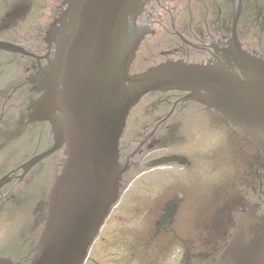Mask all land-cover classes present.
<instances>
[{
	"label": "water",
	"instance_id": "obj_1",
	"mask_svg": "<svg viewBox=\"0 0 264 264\" xmlns=\"http://www.w3.org/2000/svg\"><path fill=\"white\" fill-rule=\"evenodd\" d=\"M148 1L67 0L56 20L58 40L39 85L43 94L30 106L32 122H50L54 144L27 166L63 145L67 160L49 192L47 219L29 264H82L117 200V147L125 118L149 92L194 93L196 101L246 133L264 158V64L241 52L235 36L231 51L244 81L226 70L180 62L128 75L142 37L133 22ZM181 2L171 4L183 6ZM0 49L20 52L4 45ZM261 214L253 210L251 218L244 214L238 220L215 264H264ZM0 264L13 263L0 258Z\"/></svg>",
	"mask_w": 264,
	"mask_h": 264
},
{
	"label": "flooded vegetation",
	"instance_id": "obj_2",
	"mask_svg": "<svg viewBox=\"0 0 264 264\" xmlns=\"http://www.w3.org/2000/svg\"><path fill=\"white\" fill-rule=\"evenodd\" d=\"M236 1L182 0L181 3L184 7L175 9V7H171L173 3L170 4V0H158V7L166 2L169 3L168 9H166L168 18L156 19L155 17L153 20L146 19L144 16L138 20L137 25L150 27L151 30L153 29L152 35L155 36L151 44L144 42L141 44L136 56L137 63L151 66L164 60L179 59L188 63H201L217 58L219 50H222L221 48L230 33V29L226 27L227 16L223 15V11H225L223 9L232 8ZM51 2L55 5V9L49 14L48 5L51 6ZM63 2L64 0H50L49 2L0 0V29L9 30L15 37L19 36L18 42L13 38L6 37L0 38V40L22 45L30 55V57H20L0 54V141L6 142L9 140V136H13L16 132L14 129L7 130L10 120V110L7 107L14 105L13 101H18L25 106L32 96L34 97L28 76L45 65L42 61L47 48L44 41L45 32L58 14L57 12L62 8ZM242 3L238 24L245 28L249 21L248 18L245 24L243 18L247 0H242ZM254 4L260 6L261 10L257 6L259 12L254 7L250 8L247 16L251 15L252 17L254 15L252 11H256L255 19L259 18L264 31V5L262 7L257 0L254 1ZM241 18L244 20L242 23H240ZM29 20H32L30 23L35 24L28 30L31 32L36 29L32 34L27 32V28L22 29L21 25H18V23ZM157 31L160 33L159 39L156 38V35L159 34ZM246 31L244 37L250 36H246L248 33ZM23 35L24 37L21 38ZM259 41L261 40L259 39ZM157 55H160L158 60L155 61L151 58H155ZM11 67L13 70L10 69ZM203 120L209 121L212 129L223 138L218 143V148L224 143V132L227 135L226 142L229 138L235 140L238 150H241V159H243L241 161H247L244 163L248 166V173L245 174V177L258 187V191L255 190L254 184L248 189L252 193H258L259 197L264 199V164L258 155L252 153L244 141L240 137L238 138V133L224 127L220 120L207 109L183 101L182 96L156 97L135 107L128 120L129 124L136 122L135 133L146 131L147 135L141 137L138 135V139L133 135H128L129 124L127 123L126 133H124L119 146L121 161L128 163L129 167L126 177L132 176L133 171L139 170L140 173H143L135 178L137 180L136 190L139 195L149 187L154 188V203L146 208L139 207V203L135 212L109 218L104 225L100 242L91 247L85 264L209 263L207 240L191 239L190 227H185L186 234L183 236L181 230L180 218H189L191 213L198 212L190 209L183 211L182 206L189 195L188 186L197 189L202 183L197 178L202 177L204 171L202 168H194L191 159H197V155L192 153L184 155L187 162L183 166L167 164L152 168L150 164L152 161L156 163L164 157L175 156L176 153L171 152L170 149L175 150L174 147L186 142L190 128L193 129L198 122ZM191 147L200 152L199 160L207 163L209 157L207 146L204 147L200 142ZM218 148L211 153L212 157H216ZM4 164H0V171L4 170ZM24 182L25 179L23 183L17 184L13 178L11 184L8 185L9 187L14 186L13 189L6 186L0 190V202L15 197L17 189ZM6 190L9 192H5ZM198 197L199 201L195 202L201 203L202 195ZM238 203L239 200L233 201L228 207L227 205L225 208L221 207L220 217H228L229 214L237 211ZM201 211L200 209L199 212ZM220 227V230L215 231L213 239L218 240L220 237L222 240L224 239L228 226L222 222ZM5 233V226H0V235ZM196 242L206 244L195 245ZM212 247L215 251V245ZM27 254L21 256L20 260L25 262L28 259Z\"/></svg>",
	"mask_w": 264,
	"mask_h": 264
},
{
	"label": "rangeland",
	"instance_id": "obj_3",
	"mask_svg": "<svg viewBox=\"0 0 264 264\" xmlns=\"http://www.w3.org/2000/svg\"><path fill=\"white\" fill-rule=\"evenodd\" d=\"M44 1L45 2L46 1L49 2L50 0H44ZM254 1L255 0H247V3H245L246 4V7L244 8L243 18L245 19V24H246V21L248 20V18H249V21H248L247 27L244 28L243 25L240 26V31H239L240 33H239V35H240L241 40L242 41H245L246 45L248 46L247 48H249V47L252 48L253 45L256 44L257 46L255 48H253V50H255L256 53H261L263 51V49H264V38H262L261 36L258 35V34H261V32H262L259 18H256L255 19V16L254 15L256 14V11H252V13L254 14L252 17H251V15L249 17L247 16V15H249V12L248 11H249L250 8H253L254 7L256 10H258L256 8V6H257L260 9V6L254 4ZM258 2L263 7L264 1L263 0H258ZM172 7H175V9H179V7H181V6H172ZM182 7H184V6H182ZM53 9H55V5L51 2V6L49 7V12L48 13H50V10L53 11ZM180 10L182 11V8ZM223 10H226V8H224ZM258 12H259V10H258ZM245 13H246V17H245ZM228 14L229 13H226L225 11H223V15L225 17ZM243 18H241L240 23L244 22ZM31 21L32 20H29V22H28L29 24H26V27H30V26H34L35 25L34 23H30ZM246 29H249V31H246ZM245 31L248 32L246 34V36H248V35H250V36H248L249 38L247 37V38L243 39V37H241V36H243L242 34H244ZM259 39L261 41H259ZM258 42H261V43H258ZM243 44H244V42H243ZM250 51H252V50H250ZM198 59L200 60V58H198ZM166 97H168V96H166ZM128 124H129V122H128ZM12 125L15 126L14 123H13V121H12V124H10L8 122V127H7V130L8 131H11ZM14 129H15V127H14ZM128 133H130V135H133V137H136V139H138V135H140V137L147 135V132L146 131H144L143 133H139L138 134V133H135V131L132 130V129H129L128 130ZM196 133L200 137L201 140L206 141V142H209L210 147L217 145L221 141V135H219L218 133H216L215 131H213L212 126H211V124H210L209 121L203 120V121L198 122V124L196 126ZM28 135H29V133L27 134V136ZM140 137H139V139H140ZM18 142H19V139L18 140H15V139L13 140L12 139V143L6 145L5 151L8 152V148L11 147L12 144H18ZM31 147L32 148L34 147V143L33 144L31 143ZM189 147H190V145H188L187 148H185V149L183 148V149H180V150H184V151L188 152L191 149V148L189 149ZM229 147L232 148V145L229 144ZM23 149H24V146L21 147V150H23ZM193 149L194 148H192V150ZM182 154H185V152H183ZM246 154L248 156H250V154L248 152H246ZM54 157H56V156H54ZM54 157L52 158V161H53L52 163L53 164L50 163V167H49L50 169L48 170L51 173L48 174V176L46 177V180H45L47 182V185L49 184L50 176H52L53 174H55L57 172L59 160L58 159H55ZM241 160H243V159H241ZM241 160L239 162L240 166L237 169L230 168L229 175L231 177H237L238 178V176L240 177L242 173H248V169L247 170L244 169V171H243V167H245V164L244 163H247V161H241ZM212 163H213L212 161H209V164H212ZM46 166L47 165H45L44 168ZM220 167H221V165H220ZM36 174H37V172L35 173V175ZM31 176H34V174L31 173L30 177ZM42 177H43V174H39L37 180L40 181L42 179ZM240 178H242V177H240ZM241 181L245 182L244 186H248V183L250 184L249 187L254 184V183H251V180L249 178H247V179L244 178ZM43 184H44V178H43V181H42V185ZM13 188L14 187H11L9 189H13ZM240 188L241 189L239 191H240L241 195L243 197H245L246 199L252 200V198L250 196H248V192H246V190L242 186H240ZM21 190H20V192H21ZM34 190H35V187H33L29 191L32 194L28 192L27 198L24 201H21V199L19 197L20 192L18 190V192H17L18 195L15 196V199H13V200H11V198L10 199H7L6 201L2 202V203H5V204H3L0 207V226H6V228H7L6 229V234H8V235L11 234V235L5 237V239H8V241L10 243L13 242L14 243V247H18L19 246V241L25 235V233H24V231H25L26 232V237H27L26 241L28 242V245L26 247V250L28 249V247H30V248L33 249V247H34V243L33 242L35 240L34 237H37V233H38V226L36 225V223L39 222V218H37L35 216V214H37V213L35 211V207H33L34 204H35V201L33 199L36 197L35 196V193H34ZM5 192H9V190H6ZM8 195H11V194H8ZM8 195H7V197H8ZM147 195H148V197H145L144 198V199H146V201L144 200L143 203L146 204V205H148V206H152L153 203H154L153 202V198H152V196L154 195V193L153 192H150V193H147ZM28 198H30V199H28ZM203 199L205 200L204 201V204H205V202H207V206L208 207L210 205H213V204H215V206L216 205L219 206L218 205L219 202L218 203L215 202L214 199H211L208 196H206ZM131 201H132V199L127 196V197L124 198L123 204H124V202H126L125 207L126 206H129L130 203H131ZM190 202H191V200L190 201H184L183 202V205H182L183 208L185 207L186 204H188ZM155 204H157V203L155 202ZM183 211H184V209H183ZM28 212L31 213V216H32V220L31 221H30V219H28ZM20 213H22L23 215H25L27 213V216H25V219H24L25 222L22 221V223H21L22 225L19 224L16 228H14V229L11 230L8 227L9 226V221L8 220H9L10 217L7 216V215L10 214V216L12 218H16V215L17 214H20ZM180 220H182V219H180ZM206 220L207 219H204V221H206ZM11 224H12V226H15V223L14 222H11ZM189 225H190V222H186V221L181 222V226H182V229H181L182 230V236L186 234V231H185L186 228L185 227H189ZM195 225H198V222L195 221L194 219H192L191 220V232L192 233H191L190 236H191V239L196 240V241H199V240H197L198 231H193V226H195ZM27 229H29V233L27 232ZM229 238H231V237H229ZM31 241H32V243H31ZM219 241H220L219 244H216V245H220V244L223 243V240L222 239L219 240ZM205 244L206 243H204V244L197 243V242L195 243V245H205ZM206 245H207V248H208L207 249V252H208L207 253V257H209V261H210V256L212 254H215V253H214L213 247L211 246L212 244L211 243L209 244L208 243V240H207V244ZM1 251L2 250H0V253H1Z\"/></svg>",
	"mask_w": 264,
	"mask_h": 264
},
{
	"label": "bare ground",
	"instance_id": "obj_4",
	"mask_svg": "<svg viewBox=\"0 0 264 264\" xmlns=\"http://www.w3.org/2000/svg\"><path fill=\"white\" fill-rule=\"evenodd\" d=\"M227 12V11H226ZM13 34V33H11ZM259 36H262V38H264V32L262 34H260ZM134 111V110H133ZM232 136V135H231ZM240 136L242 137L243 135L240 134ZM234 137V136H233ZM239 138V135H238ZM194 164L195 166L199 169L202 167L203 163L197 160H194ZM217 172H221V167L218 164H210V165H206L204 167V173L202 177H198V181H201V185L198 186L197 189L188 186V198L187 201L191 200V203L195 202L196 200L199 201V197L200 195H202L201 197V203L204 204V199L206 196H208L211 199H214L215 195H217L218 191L223 190L225 188H227L228 186V179L225 176H217L216 173ZM247 179L245 176H242L241 179L234 177L233 180H235L236 182H238L240 185H244L245 182L241 181L242 179ZM205 180H206V184H205ZM255 185V184H254ZM256 188L257 185H255ZM201 191V192H200ZM255 200L257 201L255 204H250L246 211H245V215L249 218H251L250 215H252L253 210H258L256 205H264V199H259L255 198ZM136 202V199L133 198L130 205L134 204ZM206 203V202H205ZM264 210V208H263ZM264 213V212H262ZM264 218V217H263ZM12 263V262H11Z\"/></svg>",
	"mask_w": 264,
	"mask_h": 264
}]
</instances>
